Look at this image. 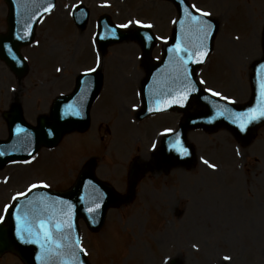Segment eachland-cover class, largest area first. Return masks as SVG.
<instances>
[{
    "label": "rangeland",
    "instance_id": "1",
    "mask_svg": "<svg viewBox=\"0 0 264 264\" xmlns=\"http://www.w3.org/2000/svg\"><path fill=\"white\" fill-rule=\"evenodd\" d=\"M190 2L220 23L213 51L197 69L199 82L204 81L200 84L219 98L245 103L252 94V65L264 51V0ZM78 3L90 9L83 31L71 17ZM103 14L120 25L130 19L152 25L159 39L156 59L178 17L167 0H56L37 26L34 42L22 49L28 73L18 79L0 59V140L8 137L7 113L14 104L36 124L87 69L99 70L104 79L87 131L70 133L33 160L0 169V218L13 197L33 184L68 188L91 158L96 159L98 177L126 193L135 159L143 169L140 178L134 176V198L110 209L98 232L80 221L82 243L93 264H170L173 259L179 264H264V126L247 143L226 128L191 129L195 165L174 164L165 173L163 165L157 166V143L165 129L178 127L183 114L171 111L137 120L145 77L142 50L135 41H123L100 51L95 35ZM7 15L8 5L0 0V32L7 30ZM12 258L18 260L2 255L0 264H12Z\"/></svg>",
    "mask_w": 264,
    "mask_h": 264
},
{
    "label": "water",
    "instance_id": "2",
    "mask_svg": "<svg viewBox=\"0 0 264 264\" xmlns=\"http://www.w3.org/2000/svg\"><path fill=\"white\" fill-rule=\"evenodd\" d=\"M6 1L9 5L8 31L0 34V57L21 79L28 71V64L21 54V48L33 41L36 25L43 14L48 12L45 9L50 7L51 10L56 0ZM171 1L177 5L180 17L173 37L164 49L161 61L152 62L151 52L156 43V37L150 28L143 27L135 32H127L105 16L100 21L97 38L103 49L110 44L128 39H136L142 45L147 74L142 83L144 108L139 117L144 118L149 114L167 110L185 112V121L180 124L174 134L163 138L159 151L163 161L173 157L182 163L191 164L194 162L195 155L186 139L189 129L204 128L213 131L224 126L237 138L248 141L256 135L258 127L264 124V117L249 119L250 113L258 114L259 110L264 109V57L253 65L252 97L248 103L232 104L208 94L198 84L195 72L212 51L218 23L208 17H201L212 25L210 35L203 40L201 47L202 34L191 23L190 17L184 10L188 9L196 16L200 14L191 9L187 0ZM73 16L80 28L84 29L88 11L78 7ZM177 44L187 48L189 53H196L186 67L182 65L180 57L174 51H170ZM201 52L207 55L202 57ZM180 56L188 59V53L181 52ZM201 59H203L202 63L194 62ZM185 73H187L186 78ZM100 87V72L83 74L74 92L58 97L50 118L41 117L38 126L26 122L20 105L16 104L9 118L10 138L0 141V166L12 160L28 159L42 146L57 145L66 132L86 129L90 120V107ZM193 103L199 106L195 112L189 111ZM69 106H76L79 115H66ZM241 124L244 125L243 128ZM183 150H186L188 154L183 155ZM35 191L18 200L13 206L9 213L8 225L0 224V254L6 250H12L20 255L25 264H81V262L89 264L84 252H80L79 249H75V257L72 256L73 249L70 245L77 238L80 240L77 221L82 217L92 230H99L104 224L108 208L121 203L122 196L111 185L96 178L94 165L91 162L84 167L75 185L69 190L65 192L49 189ZM90 209L95 210L90 211ZM40 220L46 222V228L52 232L53 240L64 245L62 249H56L54 244L42 247L43 239L39 243L25 242L36 240V236L29 235L28 231L22 232L23 241L19 238L18 228L30 229L35 233ZM69 222L73 225L71 230L65 228L63 231H57L55 228L57 223ZM38 257L41 258L38 259Z\"/></svg>",
    "mask_w": 264,
    "mask_h": 264
},
{
    "label": "snow or ice",
    "instance_id": "3",
    "mask_svg": "<svg viewBox=\"0 0 264 264\" xmlns=\"http://www.w3.org/2000/svg\"><path fill=\"white\" fill-rule=\"evenodd\" d=\"M49 10H50V7L45 9V11H49ZM184 11L187 14V16L190 17L191 23L194 26H196L198 31L202 34V39H201V47H202L203 46V40L207 39L208 36L210 35L212 25L210 23H208L207 21L201 19V17H208L211 14L208 12H203L200 9H196V11L200 13L199 16L193 15L188 9H185ZM174 23H175V21H174ZM132 24L142 25L143 27H149V28L152 27V25H150V24L144 25L142 23V21H140V20H131V19L126 24L120 25V27L127 28V27H129V25H132ZM148 39H151V37H148ZM170 51H174L180 57V61L184 67L187 66V64H188L189 60H191L192 56H194L196 54V53H189L187 48H182L179 44H177L175 48L170 49ZM181 52L188 53V59H185L184 56H180ZM206 55H207V53L201 52L202 57L206 56ZM194 62L202 63L203 59H201L199 61H194ZM97 64L99 65V59L97 61ZM58 71H59V69H58ZM94 71H96L95 68H90V69L86 70L85 74H87L89 72H94ZM186 77H187V73H185V78ZM203 82L204 81H200V83H203ZM214 95L218 96L220 94L214 93ZM176 102H179V101H176ZM65 114L66 115H70V114L79 115V112H78L76 106H69V110H67ZM259 117H264V109L259 110L258 114H252V113L249 114L250 120H255V119H258ZM243 127H244V125L241 124V128H243ZM18 131H20V129H18ZM171 131H172L171 129H165V133L171 132ZM187 154H188L187 151L183 150V155H187ZM203 162H204V164L208 165V167H210L212 169H215L217 167L215 164H210L209 161H207V160H204ZM36 187H37V185H35V184L31 185L28 189V192H31L32 189L36 188ZM26 195H27V192H21V193H18L16 196H14L13 199L16 200L19 197L26 196ZM6 209H7V206H6ZM94 210L95 209H90V211H94ZM55 228L57 229V231H63V229H65V228L71 230L73 228V225L70 222L66 223V224L65 223H57L55 225ZM37 229L38 230L35 233H33L30 229L18 228L17 234H18L19 238L23 241L24 236L22 235V232L28 231L29 235H35L36 236V240L35 241H25V242L39 243L40 240L43 239L44 244L41 245L42 247H44V245L51 246L53 244L55 245L56 249H62L64 247V245H62L60 243H56L53 240V234L50 230H48L46 228V222L44 220H40L38 222ZM65 239H67V237H65ZM70 247L73 249V251H72L73 257H75V249H79L80 252H84V249L80 246L79 238H77L74 242H72ZM194 247H195V245H194ZM49 250H50V248H49ZM40 258L41 257H38V259H40ZM223 259L225 261H229V260H231V257L230 256H224ZM81 264H82V262H81Z\"/></svg>",
    "mask_w": 264,
    "mask_h": 264
},
{
    "label": "bare ground",
    "instance_id": "4",
    "mask_svg": "<svg viewBox=\"0 0 264 264\" xmlns=\"http://www.w3.org/2000/svg\"><path fill=\"white\" fill-rule=\"evenodd\" d=\"M13 264V263H12Z\"/></svg>",
    "mask_w": 264,
    "mask_h": 264
}]
</instances>
